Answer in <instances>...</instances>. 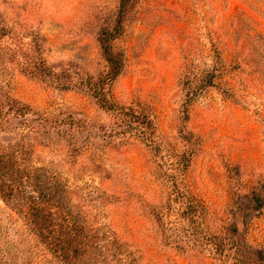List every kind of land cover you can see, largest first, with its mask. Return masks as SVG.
<instances>
[{
	"label": "rangeland",
	"instance_id": "1",
	"mask_svg": "<svg viewBox=\"0 0 264 264\" xmlns=\"http://www.w3.org/2000/svg\"><path fill=\"white\" fill-rule=\"evenodd\" d=\"M118 3L0 0V111L10 99L31 109L1 122L0 148L22 145L36 167L56 175L72 214L102 240L131 242L145 263L190 264L158 242L145 209L170 194L157 168L170 170L186 148L179 129L187 102L193 148L184 190L229 217L248 244L264 247V205L245 212L238 205L249 207L264 181V0H138L129 11L114 42L125 66L109 89L119 105L151 106L163 141L155 156L110 136L116 120L84 83L96 84L107 70L99 38ZM8 202L0 194V259L61 264ZM178 212L169 206L167 220L178 225Z\"/></svg>",
	"mask_w": 264,
	"mask_h": 264
},
{
	"label": "trees",
	"instance_id": "2",
	"mask_svg": "<svg viewBox=\"0 0 264 264\" xmlns=\"http://www.w3.org/2000/svg\"><path fill=\"white\" fill-rule=\"evenodd\" d=\"M137 1L119 0L113 25L102 31L99 38L107 70L100 74L96 84L88 80L84 83L89 85L91 97L99 108L116 120L110 136L139 142L151 156H155L160 153L163 141L151 106L140 101L119 105L109 89L125 66L124 56L116 51L114 42L121 36L127 14ZM32 63L42 67L41 58H32ZM10 101L8 110L0 111V124L10 113L24 117L31 112L19 100ZM183 107V125L179 135L186 148L173 156L170 170L157 168L160 170L156 177L170 184V194L163 205L145 207L158 242L186 256L190 264H208V257L215 264H264V247L255 248L248 244L243 236L233 233L236 228H230L229 217L214 214L202 201L184 190L183 181L193 145L187 146L191 141L185 125L188 103L185 102ZM21 146L14 144L0 148V194L22 216L44 250L54 254L61 264H151L143 262L131 242L118 239L104 241L102 238L106 236L89 232L85 220L70 211V200L63 182L54 174L49 176L44 168L36 167L32 155ZM58 190L64 192L62 196L57 195ZM252 193L249 207H244L242 202L238 204L243 212L254 211L264 205V181L254 187ZM172 205L178 206V216L182 221L178 225L166 218L165 212ZM0 264L5 262L0 259Z\"/></svg>",
	"mask_w": 264,
	"mask_h": 264
}]
</instances>
